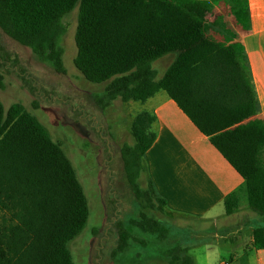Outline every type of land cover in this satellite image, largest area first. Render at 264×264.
<instances>
[{"label":"trees","instance_id":"1","mask_svg":"<svg viewBox=\"0 0 264 264\" xmlns=\"http://www.w3.org/2000/svg\"><path fill=\"white\" fill-rule=\"evenodd\" d=\"M214 5L227 6L240 32L249 28L247 0H0V33L60 70L61 18L78 6L74 66L87 81L107 83L97 100L101 107L114 99L142 101L164 89L224 152L219 136L264 138V121L254 109L240 32L204 36L206 24L197 15H211ZM210 23L225 28L221 16ZM170 52H176L175 60L157 77L153 60ZM130 132L133 143L123 149V171L139 211L129 223L160 241L167 230L160 219L164 207L145 176L143 153L154 134L144 112L133 114ZM228 159L245 178L249 209L264 218V157L260 163L241 148ZM141 174L144 186L138 183ZM235 203L233 195L224 199L226 215ZM87 213L82 187L60 144L21 104L4 110L0 103V264H73L67 243L81 231ZM250 234L252 246L264 249V225ZM131 241L130 231L118 228L111 258L125 253ZM187 250L176 242L160 252L156 264H193Z\"/></svg>","mask_w":264,"mask_h":264},{"label":"rangeland","instance_id":"2","mask_svg":"<svg viewBox=\"0 0 264 264\" xmlns=\"http://www.w3.org/2000/svg\"><path fill=\"white\" fill-rule=\"evenodd\" d=\"M210 14L212 17L203 12L197 15L206 24L205 37L230 31L238 34L241 31L227 6L214 5ZM77 16L78 6H75L61 18L64 32L60 39V70L40 60L30 48L11 36L0 33V103L4 110L19 103L40 121L48 136L60 144L71 162L84 193L88 209L86 222L67 243L73 264H156L160 252L176 242L213 240V233L219 232L217 229L210 228L209 235H201L198 232L203 229L202 226L199 231L197 227L187 229L179 222H168V218L164 217L166 215L160 217L161 223L168 228L164 226L167 234L160 241L153 240L154 234L143 233L130 225V220L138 215L139 201L126 182L122 152L125 146L133 143L130 122L137 103L121 102L119 99L103 107L98 103L107 83L87 81L74 66ZM219 16L225 24L223 29L210 23L218 21ZM229 54L235 59L234 52L229 51ZM175 58L176 52H170L153 60L152 67L157 77L163 75ZM90 116L92 118L87 120ZM97 123L100 130L95 132L89 125ZM219 138L228 158L243 148L262 163L264 138L261 135L228 133ZM144 179L143 174L138 178L141 186H144ZM236 199L239 204L247 205L246 196L237 194ZM250 211L248 217H253ZM257 217L258 224L264 225V218ZM121 226L130 231L134 241L125 253L112 259L111 252ZM219 227H227V224L219 223L217 228L220 230ZM187 234L190 238L182 236Z\"/></svg>","mask_w":264,"mask_h":264},{"label":"crops","instance_id":"3","mask_svg":"<svg viewBox=\"0 0 264 264\" xmlns=\"http://www.w3.org/2000/svg\"><path fill=\"white\" fill-rule=\"evenodd\" d=\"M247 2L250 24L238 39L251 74L254 109L264 121V0ZM136 103V112L145 113L154 134L143 158L145 176L164 207L162 216L187 229L197 227L199 231L202 226L201 235H209L210 228L219 231L213 233V240L181 241L193 264H264V249L251 244V229L263 226L258 224V215L253 212L254 216L248 217V204H239L237 199L232 212L225 213L226 197L246 196L245 178L226 154L164 89ZM219 223L227 227L219 230ZM182 236L190 238L189 234Z\"/></svg>","mask_w":264,"mask_h":264},{"label":"flooded vegetation","instance_id":"4","mask_svg":"<svg viewBox=\"0 0 264 264\" xmlns=\"http://www.w3.org/2000/svg\"><path fill=\"white\" fill-rule=\"evenodd\" d=\"M90 118H92V116H90V117H87V120H88V119H90ZM94 122H97V121H96V120H94ZM97 126H99V124H98V123H97L95 126H91V125H89V127H90L91 129H93L95 132L100 130V128H99V127H97Z\"/></svg>","mask_w":264,"mask_h":264}]
</instances>
